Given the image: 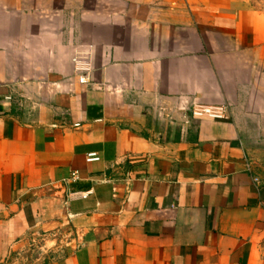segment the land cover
Masks as SVG:
<instances>
[{"label": "crops", "instance_id": "crops-1", "mask_svg": "<svg viewBox=\"0 0 264 264\" xmlns=\"http://www.w3.org/2000/svg\"><path fill=\"white\" fill-rule=\"evenodd\" d=\"M16 251L264 264V0H0V263Z\"/></svg>", "mask_w": 264, "mask_h": 264}, {"label": "built area", "instance_id": "built-area-1", "mask_svg": "<svg viewBox=\"0 0 264 264\" xmlns=\"http://www.w3.org/2000/svg\"><path fill=\"white\" fill-rule=\"evenodd\" d=\"M73 74L77 77V80L81 84H87L92 81V73L94 67L92 65V57L89 53L78 54L74 57L73 61ZM9 99V97H6ZM190 113L195 117H202L214 120H227L229 118V107L227 105H205V104H193L190 108ZM88 161L98 160L99 156L97 153H88L86 156ZM247 170H250V164H246ZM254 181L257 183L258 178L254 177ZM85 194V193H84ZM30 246L37 249L36 239L31 241ZM39 248V247H38ZM22 252L16 251L13 256H11L6 261L0 264H25L24 262H19L18 258L21 256Z\"/></svg>", "mask_w": 264, "mask_h": 264}, {"label": "rangeland", "instance_id": "rangeland-1", "mask_svg": "<svg viewBox=\"0 0 264 264\" xmlns=\"http://www.w3.org/2000/svg\"><path fill=\"white\" fill-rule=\"evenodd\" d=\"M48 245H49V243H48ZM44 247V246H43ZM51 247V246H50ZM40 249V248H39ZM35 252H33V251H31V255H33ZM28 259V253L26 254H24V253H22L21 254V256L18 258V261L19 262H24L25 260H27Z\"/></svg>", "mask_w": 264, "mask_h": 264}]
</instances>
